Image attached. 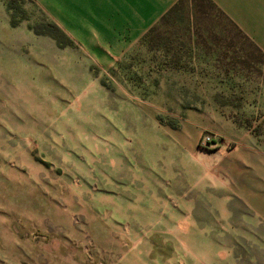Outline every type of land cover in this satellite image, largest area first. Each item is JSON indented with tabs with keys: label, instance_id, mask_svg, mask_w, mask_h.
Here are the masks:
<instances>
[{
	"label": "rangeland",
	"instance_id": "374dc122",
	"mask_svg": "<svg viewBox=\"0 0 264 264\" xmlns=\"http://www.w3.org/2000/svg\"><path fill=\"white\" fill-rule=\"evenodd\" d=\"M59 4L0 0V264H264V22L120 52Z\"/></svg>",
	"mask_w": 264,
	"mask_h": 264
},
{
	"label": "crops",
	"instance_id": "0c3cea01",
	"mask_svg": "<svg viewBox=\"0 0 264 264\" xmlns=\"http://www.w3.org/2000/svg\"><path fill=\"white\" fill-rule=\"evenodd\" d=\"M180 0H60L62 13L73 14L77 30L91 31L86 44H113L121 50L159 22ZM215 13L238 28L252 31L264 22V0H210ZM216 19V18H215ZM91 39V40H88ZM209 60H213L210 58ZM214 57V56H213ZM208 60V58H207ZM211 65V64H210Z\"/></svg>",
	"mask_w": 264,
	"mask_h": 264
},
{
	"label": "built area",
	"instance_id": "2783aa9c",
	"mask_svg": "<svg viewBox=\"0 0 264 264\" xmlns=\"http://www.w3.org/2000/svg\"><path fill=\"white\" fill-rule=\"evenodd\" d=\"M210 140H211L210 136H207V137L204 139V141H205L206 143H208Z\"/></svg>",
	"mask_w": 264,
	"mask_h": 264
},
{
	"label": "trees",
	"instance_id": "16d2710c",
	"mask_svg": "<svg viewBox=\"0 0 264 264\" xmlns=\"http://www.w3.org/2000/svg\"><path fill=\"white\" fill-rule=\"evenodd\" d=\"M173 9H174V7H173L170 11H172ZM170 11H169V12H170ZM169 12H167V14H165L164 17H166V15H168ZM164 17H163V18H164ZM163 18H162V19H163ZM153 29H154V28H153ZM151 30H152V29H151Z\"/></svg>",
	"mask_w": 264,
	"mask_h": 264
}]
</instances>
